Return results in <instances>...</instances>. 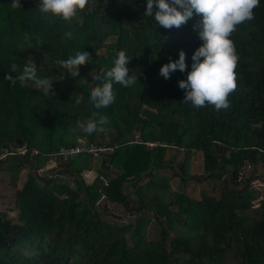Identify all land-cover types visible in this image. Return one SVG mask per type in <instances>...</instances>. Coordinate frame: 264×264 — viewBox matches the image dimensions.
<instances>
[{"label": "trees", "instance_id": "trees-1", "mask_svg": "<svg viewBox=\"0 0 264 264\" xmlns=\"http://www.w3.org/2000/svg\"><path fill=\"white\" fill-rule=\"evenodd\" d=\"M12 2L0 0V149L15 154L0 160V172L28 166L32 151L49 140L47 155L66 162L57 165L55 177L33 171L16 193V217L0 212V264H264V193L252 186L258 175L243 177L245 168L255 174L264 163V0L253 10L254 19L237 25L229 37L238 57L237 87L228 96L230 106L219 111L182 103L185 91L178 82L187 79L202 44L193 29L195 14L169 30L144 16L147 0H89L91 10L70 23L42 14L38 0H20L16 9ZM38 41L42 46L36 47ZM84 50L92 63L80 67L77 79L55 63ZM122 50L132 59L127 67L136 83L113 85L115 102L99 110L109 120L104 131L74 132L77 120L97 111L89 97L101 81L92 76L113 67ZM181 50L187 70L165 80L160 68L178 60ZM28 58L35 60L39 77L55 82L54 97L31 82L20 87L4 79L12 63L22 70ZM74 94L82 98L79 105ZM77 140L105 150L97 152V163L92 164L97 153L65 154ZM21 147L24 154L17 153ZM174 149L185 151L180 164L170 153ZM192 152L202 154L206 176L185 173ZM160 170H171L185 189L190 179L209 181L212 193L196 199L173 191ZM91 171L97 176L87 185L82 174ZM58 175L72 177L75 187L60 184ZM109 204L125 215L110 212ZM155 221L160 241L150 243L145 232ZM174 226L200 233L195 240L171 238Z\"/></svg>", "mask_w": 264, "mask_h": 264}, {"label": "clouds", "instance_id": "clouds-1", "mask_svg": "<svg viewBox=\"0 0 264 264\" xmlns=\"http://www.w3.org/2000/svg\"><path fill=\"white\" fill-rule=\"evenodd\" d=\"M260 0H147L144 16L153 17L156 25L165 29L177 28L185 25L194 14L199 17L193 29L198 34L202 44L192 56L191 71L187 79L179 81V88L185 91L183 104H190L193 108L214 105L217 111L227 109L230 105L228 96L236 87V73L238 57L233 41L229 38L236 30V26L254 19L253 10L259 6ZM89 0H38L36 9L42 14H51L65 22H71L88 8ZM13 9L21 8L20 0H13ZM73 33L66 31L64 37L71 39ZM24 40L31 45V37L27 32ZM37 46L42 44L37 42ZM47 54H45L46 56ZM186 53L181 50L179 59L163 65L159 75L165 80L179 70L185 72ZM130 59L125 51H119L109 70L101 69V74L92 76V80L101 83L90 91L89 101L97 111H93L87 119L77 120L73 131L85 135L104 131L109 123L106 116L101 115L100 109L107 108L115 102L114 84L131 87L137 77L131 76L127 67ZM58 67L67 70L68 74L77 79L80 77V67L92 63V55L87 51H76L66 60H57ZM38 67L34 59L28 58L22 70L16 63L10 65V72L4 79L15 86L25 87L31 82L32 86L46 97L56 95L51 78L39 77ZM15 73L16 75H12ZM76 105L82 102L80 96L73 95Z\"/></svg>", "mask_w": 264, "mask_h": 264}, {"label": "rangeland", "instance_id": "rangeland-1", "mask_svg": "<svg viewBox=\"0 0 264 264\" xmlns=\"http://www.w3.org/2000/svg\"><path fill=\"white\" fill-rule=\"evenodd\" d=\"M138 137L139 133H135ZM107 135V134H106ZM136 139V137H135ZM50 141V140H49ZM49 141L41 143L42 147H39V149H34L32 151V163L28 166H22V168L17 169L15 171H2L0 172V212L10 211L9 216L10 217H16L17 213L15 210V204H16V193L19 191L25 182L27 181L29 176H32L33 171H35L38 175L49 178V177H55L57 174V171L59 168H57V165L59 163H65L66 160H60L59 157H51L50 155H47V148L49 147ZM78 144L82 147H85L86 140H77ZM156 144H148L149 147L155 146ZM94 146V145H93ZM24 147H21L17 149V151H23ZM40 151L41 153L40 155ZM3 153V150L0 149V155ZM171 155L175 154V162L180 164L184 161L185 151L184 150H171ZM101 153H97L93 156L92 164L97 163L98 161V155ZM34 159V160H33ZM3 160V159H1ZM31 161V160H30ZM203 157L200 152H192L189 158L185 160V173L187 176H206L204 173L203 168ZM256 173L252 174L254 171L253 167H247L243 171V177L244 179H248L253 177L254 175H258L260 178L259 180H255L252 182V186L254 189L260 191L261 193H264V163L260 162L256 166ZM159 175L167 176L169 177L167 179V182L170 184L173 191L181 192L183 194L188 195L190 198H196L200 199L201 194L203 192H208L209 194L212 193L211 186L209 185V181H202V182H196L190 179L191 182H186L185 184L188 185V188L185 189L182 186V182L178 177H175L172 174L171 170L167 171H157ZM59 176V175H58ZM97 174L94 171L91 172H84L82 174L83 180L85 184L90 185L93 183L94 179L96 178ZM59 183L64 184V182L67 183L71 188L75 187L74 179L69 176H59L58 177ZM147 181L144 180L143 183H146ZM208 182V183H207ZM38 184L40 186H43V182L38 181ZM218 191V190H217ZM213 192L214 195H218V192ZM64 197V196H62ZM105 204V200H102L99 204L100 206H103ZM108 209L110 212L114 213L116 216L119 215H125L124 210L117 205L109 204ZM14 211V212H13ZM185 216L181 218L182 220H185ZM123 221L129 220L128 217L124 216L122 218ZM189 224V222H188ZM198 231H192L189 229V226H186L185 228H178L177 226H174L173 229L170 231V237L173 238L175 235H186L189 238H192L195 240V237L199 234ZM146 241L150 243H157L160 241V227L158 223L151 222L149 227L147 228L145 232ZM235 261V260H232Z\"/></svg>", "mask_w": 264, "mask_h": 264}, {"label": "built area", "instance_id": "built-area-1", "mask_svg": "<svg viewBox=\"0 0 264 264\" xmlns=\"http://www.w3.org/2000/svg\"><path fill=\"white\" fill-rule=\"evenodd\" d=\"M104 151H105L104 149H98V148H96L93 145H86L85 147H82L81 145L78 144L76 147L67 150L65 152V154L66 155H75V154H78V153H81V152L97 153V152H104ZM25 152H26L25 149L22 152L21 151H17L18 154H24ZM12 154H15V153L9 152L7 149H4L3 153L0 155V160L1 159L4 160L7 156L12 155Z\"/></svg>", "mask_w": 264, "mask_h": 264}]
</instances>
